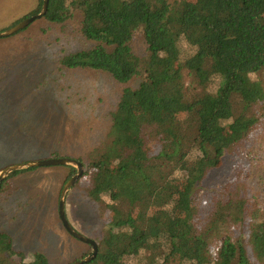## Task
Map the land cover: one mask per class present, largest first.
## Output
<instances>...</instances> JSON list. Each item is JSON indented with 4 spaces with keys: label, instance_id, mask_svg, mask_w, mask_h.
Instances as JSON below:
<instances>
[{
    "label": "trees",
    "instance_id": "trees-1",
    "mask_svg": "<svg viewBox=\"0 0 264 264\" xmlns=\"http://www.w3.org/2000/svg\"><path fill=\"white\" fill-rule=\"evenodd\" d=\"M41 20L84 41L56 54L55 76L104 74L117 89L140 82L125 84L105 111L98 144L86 143L75 158H50L83 168L75 185L96 218L75 217L85 237L97 229L99 246L89 264H264V199L251 187L260 172L255 159L264 158V0H49ZM136 42L142 52L132 49ZM142 90L144 102L135 99ZM86 102L69 97L66 111L87 135L97 126L81 110ZM226 157L236 158L228 182L207 187L211 168ZM64 168L61 189L78 173ZM71 194L65 215L72 226ZM236 223L240 231L230 238ZM91 254L88 247L76 261ZM0 264L50 263L0 233Z\"/></svg>",
    "mask_w": 264,
    "mask_h": 264
},
{
    "label": "rangeland",
    "instance_id": "rangeland-1",
    "mask_svg": "<svg viewBox=\"0 0 264 264\" xmlns=\"http://www.w3.org/2000/svg\"><path fill=\"white\" fill-rule=\"evenodd\" d=\"M38 6L39 0H0V33L36 16ZM25 30L13 37L0 39V173L11 166L48 160L53 156L75 158L86 143L95 145L104 137L107 126L105 111L120 101L125 84L140 88V82L132 80L120 84L117 89L110 77L81 70L67 76L69 81L67 78L64 81L55 76L58 66L56 54L76 52L82 49L84 41L73 36L69 29L50 27L41 19ZM52 42L55 46L50 47ZM26 44L30 49L20 54ZM132 49L143 51L139 42L134 43ZM59 84L64 86L58 88ZM137 94L135 99L144 102V90ZM69 97L75 100L86 97L87 102L81 110L92 114L96 121L94 133L88 130L87 136L80 124L68 122L74 113L66 111ZM113 137L117 139L118 135L114 133ZM235 160L226 157L214 165L206 186L226 184ZM255 160L260 172L251 187L264 199V158ZM65 174L64 167H43L16 175L8 185L3 183L7 179L0 184L2 186L3 183L0 189V233L11 236L16 250L28 256L37 252L44 254L50 264H74L81 252L91 247L72 237L59 217ZM33 190L39 194H33ZM69 192L72 193L69 218L73 228L84 235L75 213L80 211L93 223L96 218L93 211L96 209L90 205L85 191L76 185ZM239 227L240 224L236 223L228 236L235 238ZM96 232L97 229L92 228L87 237L94 240ZM211 251L218 253L216 247Z\"/></svg>",
    "mask_w": 264,
    "mask_h": 264
},
{
    "label": "water",
    "instance_id": "water-1",
    "mask_svg": "<svg viewBox=\"0 0 264 264\" xmlns=\"http://www.w3.org/2000/svg\"><path fill=\"white\" fill-rule=\"evenodd\" d=\"M48 2H49V0H44V5H43V8L41 10V13H39L38 15L21 22L20 24H18L17 26L13 27L12 29H10L6 32L0 33V39L11 37V36L17 34L18 32H20L21 30H23L24 28L28 27L29 25H31L35 21L43 18L47 12ZM60 166H64V167L70 166V167H74L78 170L77 175L65 185V187L62 191L60 202H59V216H60L61 222L63 224V227L72 237H74L75 239L81 241L82 243L90 245L92 247V254L90 256H88L87 258L83 259L82 261L76 262L74 264H89L98 255V251H99L98 243L96 241L88 238V237H85V236L79 234L69 224V222L66 218V215H65V205H66L67 195H68L69 191L71 190V188L78 182V180L83 175V168H82L80 163H78L77 161H74V160H69V159H49V160H43V161H35V162L22 164V165L11 166L8 169H6L5 171L0 173V184H1V181H4L9 175H11L13 172H16V171H24V170L33 169V168L60 167Z\"/></svg>",
    "mask_w": 264,
    "mask_h": 264
}]
</instances>
